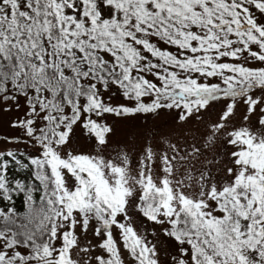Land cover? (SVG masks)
<instances>
[{
	"label": "snow or ice",
	"instance_id": "6c2138e0",
	"mask_svg": "<svg viewBox=\"0 0 264 264\" xmlns=\"http://www.w3.org/2000/svg\"><path fill=\"white\" fill-rule=\"evenodd\" d=\"M0 264H264V0H0Z\"/></svg>",
	"mask_w": 264,
	"mask_h": 264
},
{
	"label": "trees",
	"instance_id": "16d2710c",
	"mask_svg": "<svg viewBox=\"0 0 264 264\" xmlns=\"http://www.w3.org/2000/svg\"><path fill=\"white\" fill-rule=\"evenodd\" d=\"M21 202L18 200V206H20Z\"/></svg>",
	"mask_w": 264,
	"mask_h": 264
}]
</instances>
